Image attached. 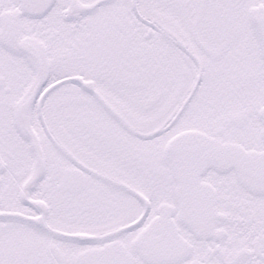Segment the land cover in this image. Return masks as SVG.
I'll use <instances>...</instances> for the list:
<instances>
[{"label":"snow or ice","instance_id":"obj_1","mask_svg":"<svg viewBox=\"0 0 264 264\" xmlns=\"http://www.w3.org/2000/svg\"><path fill=\"white\" fill-rule=\"evenodd\" d=\"M0 264H264V0H0Z\"/></svg>","mask_w":264,"mask_h":264}]
</instances>
